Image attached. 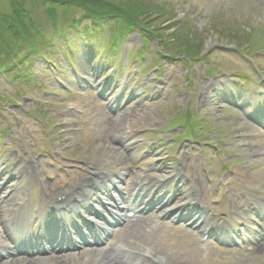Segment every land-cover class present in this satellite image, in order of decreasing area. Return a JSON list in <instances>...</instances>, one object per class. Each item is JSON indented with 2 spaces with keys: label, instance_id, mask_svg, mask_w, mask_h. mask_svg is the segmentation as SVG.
Instances as JSON below:
<instances>
[{
  "label": "rangeland",
  "instance_id": "obj_1",
  "mask_svg": "<svg viewBox=\"0 0 264 264\" xmlns=\"http://www.w3.org/2000/svg\"><path fill=\"white\" fill-rule=\"evenodd\" d=\"M10 1L0 0V14L12 10ZM153 2L168 3L165 7L176 13L170 22L177 23L176 37L187 33V40L202 43L201 56L191 67L181 59L157 56L163 46L156 40L147 52L141 51L144 41L138 30L113 37L117 22L101 28L85 45L80 35L92 24L88 17L82 20L81 9L58 7L55 34L49 6L25 1L35 24L54 40L49 41L52 48L48 42L40 45L41 53L27 55L16 70L0 71V219L6 226L10 223L13 240L16 233L22 234L23 222L26 234L39 227V208L44 210L41 219H50L47 207L57 192L72 198V189L83 187L87 178L94 180L90 172L100 168L112 176L123 173L129 194L144 171L156 177L154 184H179L173 195L162 199L185 204V210L193 211L186 212L188 218L197 214L192 190L197 189L212 208L215 221H232V212L243 211L264 192L259 144L264 122L223 99V91L232 84L228 78L234 77L238 99L244 91L255 92L257 85L264 108V0ZM73 18L79 19L78 29ZM164 18L152 26L163 24L166 29L161 31L170 39L173 29H167ZM65 27L68 41L61 33ZM113 41H118L115 49ZM165 49L183 55L181 46ZM21 54L28 50L23 47ZM240 79L246 80L244 87L239 86ZM182 114L184 118L176 122ZM184 190L183 199L179 192ZM16 204L18 210L10 212ZM163 210L117 230L109 245L112 252L118 246L126 252L114 264H264L263 247L253 242L247 247L204 244L192 221H181L178 211L170 220L159 221ZM17 214L22 218L18 225ZM112 252L105 245L61 249L30 264H111ZM14 258L17 261L11 264H26L21 260L25 257Z\"/></svg>",
  "mask_w": 264,
  "mask_h": 264
},
{
  "label": "trees",
  "instance_id": "obj_2",
  "mask_svg": "<svg viewBox=\"0 0 264 264\" xmlns=\"http://www.w3.org/2000/svg\"><path fill=\"white\" fill-rule=\"evenodd\" d=\"M25 1L26 0H11L10 6L12 10L9 13L0 14V71L5 74L16 70L18 65L25 63L27 61V55H39L41 53L39 51L41 48L40 45L45 46L47 42L49 43V41L54 40L53 35H50V38H48V36L44 34L43 27H39L35 24V20L32 18L30 10L24 8ZM33 1H39L43 5L49 6L47 13L54 21L55 34L59 32V28L56 27L57 8H76L83 11L82 19L86 17L91 19V27L87 26L83 31L84 36H88L87 41L91 39L95 31H99L103 27V23H105L104 21L115 20L119 25L117 29L120 30L119 33L122 32L121 30L132 31L134 29H140L145 41L144 46H147L152 40H156L159 45L161 44L163 46L160 47L162 49L167 47L173 48L174 45L181 46L183 48L181 53L187 57H197L202 53L198 52L203 46L202 43L192 41V38L187 40L189 37L187 33L181 34V37H176L174 34L176 28L174 26L177 25V23H170L172 22V19L175 18L174 16H176V13L171 14V9L165 7L169 6L168 3L163 2L164 4H159L153 2V0ZM161 18H164V23H169L167 29H173V32L169 35L170 39L168 38V34L165 35L161 31L164 28L162 27L163 24H158L157 26L159 27L157 28H153L152 26L154 20H159ZM78 21L79 19L73 18L72 24L74 28H78ZM179 23H181V21H179ZM66 30V27L61 30V33L65 38L67 37ZM178 31H182V29H177V32ZM116 35H118V33ZM182 39L183 41H179ZM23 47L28 50V54H21ZM172 54L175 55V53ZM20 72L25 73L26 71L22 69Z\"/></svg>",
  "mask_w": 264,
  "mask_h": 264
},
{
  "label": "bare ground",
  "instance_id": "obj_3",
  "mask_svg": "<svg viewBox=\"0 0 264 264\" xmlns=\"http://www.w3.org/2000/svg\"><path fill=\"white\" fill-rule=\"evenodd\" d=\"M259 136H260V142H259V144H261V147L263 149V152L262 153L264 155V131L259 132ZM263 161H264V159H263ZM87 183L90 184L89 181H87ZM2 188H4V186H2ZM178 205H176L174 207H171L170 208V211L175 210L178 207ZM17 206L18 205L16 204V206L10 207L9 208V211L11 212L12 209L13 208H16ZM18 208L19 207H17V210H18ZM8 221H10V219ZM9 227H10V223H8L7 226H6L5 224H3L2 220L0 219V245H1V247L9 246V244H8L9 243V239L8 238L11 236L10 228ZM259 247H263L264 248V245H259ZM21 260L25 261L26 264L27 263L30 264V263L36 261V259H32V258H29V259H21ZM13 261H17V260H16V258L13 259V257H11L4 264H11ZM111 264H114V263L111 262Z\"/></svg>",
  "mask_w": 264,
  "mask_h": 264
}]
</instances>
